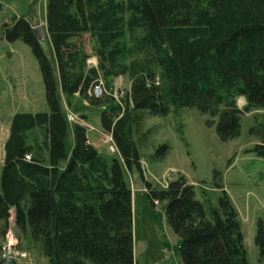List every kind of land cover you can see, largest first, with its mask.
Masks as SVG:
<instances>
[{"label":"trees","instance_id":"16d2710c","mask_svg":"<svg viewBox=\"0 0 264 264\" xmlns=\"http://www.w3.org/2000/svg\"><path fill=\"white\" fill-rule=\"evenodd\" d=\"M124 12L134 16L125 19ZM46 13L60 78L26 17L4 26L7 41L22 39L31 47L50 111L17 113L11 121L1 173L0 264H8L2 246L12 211L15 225L22 230L29 225L35 241L42 242L50 264H135L132 189L122 164L141 170L133 139L136 126L143 112L165 116L198 103L206 112L211 103L223 102L226 110L217 132L226 139L240 126L236 95L246 98L247 109H264V0H48ZM136 29L143 35L133 47L108 52L104 45ZM86 34L99 45L102 70L108 68L102 55L116 68L129 61L121 74L130 77L132 105L125 110L120 104L105 107L100 117L121 156L111 163L87 143L82 126L75 127L71 153L66 149L68 120L59 82L65 91L84 94L99 81L79 42ZM36 127L43 131V142L29 144L26 133ZM169 148L162 145L158 155ZM249 151L264 158V145ZM144 182L153 205L166 202L168 223L181 240L183 264H248L238 212L219 171L213 181L222 191L217 207L205 189L199 199L195 185L183 175L165 189ZM255 244L264 262L263 219Z\"/></svg>","mask_w":264,"mask_h":264},{"label":"rangeland","instance_id":"374dc122","mask_svg":"<svg viewBox=\"0 0 264 264\" xmlns=\"http://www.w3.org/2000/svg\"><path fill=\"white\" fill-rule=\"evenodd\" d=\"M47 2L0 0V194L5 148L11 135L13 116L50 111L40 66L31 47L22 39L7 41L4 26L14 18L24 16L34 28L42 27L45 34L43 47L54 62L57 78H60L57 55L50 40ZM133 16L129 12L122 13L125 19ZM142 35L141 29L127 31L104 46L108 52L116 47L131 48ZM79 42L85 45L89 54L87 67L98 70V80L102 85L95 81L81 94L65 91L59 82L58 93L68 120L66 149L70 154L75 143V127L82 126L86 129L87 143L111 163L121 156L112 134L102 128L100 117L105 107L120 104L125 110L132 105L130 77L127 73L121 74L129 61L117 64L116 68L114 62H108L102 55L104 63L108 64V68L102 70L99 45L95 39L86 34ZM111 64L114 66L110 67ZM98 86L103 90L100 94L94 92ZM234 102L241 110L238 116L240 126L226 139L217 132L221 114L226 110L223 102L211 103L206 112L199 103L165 116L143 112L142 121L133 134L140 151L141 170L127 169L122 164L125 180L132 189L135 264H183L179 250L181 240L168 223L166 202L153 205L144 180L153 188L165 189L172 180L183 175L189 184L195 185L199 199H202L201 191L205 189L217 207L222 191L213 184L215 171L222 174L224 188L238 212L248 264H264L255 244L258 221L264 220V158L249 151L256 144L264 145V109H247V100L241 95H236ZM26 137L29 144L38 145L43 142L44 134L40 127H36L28 131ZM164 144L170 148L160 157L157 152ZM47 154L43 153L45 160H48ZM14 216L12 211L8 231L3 238L2 251L5 244L9 254L7 263L50 264L42 242L35 241L29 225L26 230L17 227Z\"/></svg>","mask_w":264,"mask_h":264},{"label":"built area","instance_id":"2783aa9c","mask_svg":"<svg viewBox=\"0 0 264 264\" xmlns=\"http://www.w3.org/2000/svg\"><path fill=\"white\" fill-rule=\"evenodd\" d=\"M98 83H99V85H102V84H101V81H99ZM94 92H98V94H100L101 92H103V90L100 89V86H98V87H95ZM27 159H30V156H27ZM6 248H7V246L4 244V251H2V258H3V259L5 260V262L7 263V258H8V256H9V254H8Z\"/></svg>","mask_w":264,"mask_h":264},{"label":"water","instance_id":"95a60500","mask_svg":"<svg viewBox=\"0 0 264 264\" xmlns=\"http://www.w3.org/2000/svg\"><path fill=\"white\" fill-rule=\"evenodd\" d=\"M35 32L38 35V37L41 40V42H43L45 40V34H44V31H43L42 27L35 28Z\"/></svg>","mask_w":264,"mask_h":264},{"label":"bare ground","instance_id":"6f19581e","mask_svg":"<svg viewBox=\"0 0 264 264\" xmlns=\"http://www.w3.org/2000/svg\"><path fill=\"white\" fill-rule=\"evenodd\" d=\"M34 31H35V28H34ZM29 156V155H28ZM31 159V158H30ZM30 159H27V156H26V160H30ZM3 247V246H2Z\"/></svg>","mask_w":264,"mask_h":264}]
</instances>
